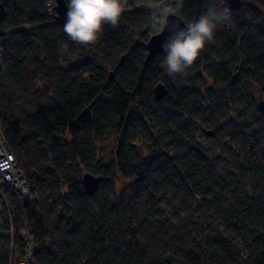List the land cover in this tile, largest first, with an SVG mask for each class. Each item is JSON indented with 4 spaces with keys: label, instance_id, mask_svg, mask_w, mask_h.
<instances>
[{
    "label": "trees",
    "instance_id": "1",
    "mask_svg": "<svg viewBox=\"0 0 264 264\" xmlns=\"http://www.w3.org/2000/svg\"><path fill=\"white\" fill-rule=\"evenodd\" d=\"M54 5L0 0V127L30 190L0 172V264L22 231L31 264H264V0H185L150 59L141 0L88 46ZM213 5L230 19L170 76L163 46Z\"/></svg>",
    "mask_w": 264,
    "mask_h": 264
},
{
    "label": "clouds",
    "instance_id": "2",
    "mask_svg": "<svg viewBox=\"0 0 264 264\" xmlns=\"http://www.w3.org/2000/svg\"><path fill=\"white\" fill-rule=\"evenodd\" d=\"M128 0H67L64 33L75 43L95 44L105 24L117 27ZM150 15L148 26L154 32L163 30L169 16L181 14L185 0H141ZM230 19L227 8L213 5L168 38L163 46L164 67L171 76L190 68L206 44L215 37L219 26Z\"/></svg>",
    "mask_w": 264,
    "mask_h": 264
},
{
    "label": "built area",
    "instance_id": "3",
    "mask_svg": "<svg viewBox=\"0 0 264 264\" xmlns=\"http://www.w3.org/2000/svg\"><path fill=\"white\" fill-rule=\"evenodd\" d=\"M0 172L2 173V179L6 183H10L11 186L23 195H28L30 193L29 185L26 183V179H24L23 173L20 168L17 166L16 158L14 157L10 147L6 144L5 137L1 132L0 127ZM7 210V202L4 199L3 192L0 188V223L3 219V213ZM8 233V232H7ZM23 236L25 237V241L27 243V251L20 262V264H31L32 258L30 250V242L31 239L26 231H22ZM5 236L10 238V248L13 246V236H12V226L9 230V233L6 234L5 231L1 230L0 227V237Z\"/></svg>",
    "mask_w": 264,
    "mask_h": 264
},
{
    "label": "water",
    "instance_id": "4",
    "mask_svg": "<svg viewBox=\"0 0 264 264\" xmlns=\"http://www.w3.org/2000/svg\"><path fill=\"white\" fill-rule=\"evenodd\" d=\"M54 1H55L54 8L56 11L55 19H57L63 27L65 23V14L67 11L66 1L65 0H54ZM227 2L229 3L231 7L238 8L241 0H227ZM163 38H164L163 31L153 33L149 36V40L146 43V49H147L146 59H150V57L156 55L161 50ZM164 92H165V87L163 84L160 83L155 86L154 94L157 99L162 98L164 95ZM259 108L260 110L264 112V102L263 101L259 102ZM210 134L211 132H207V135H210ZM82 176H83L82 178L83 188H85L87 193H92L100 177L97 178L95 176H92L89 173H85Z\"/></svg>",
    "mask_w": 264,
    "mask_h": 264
},
{
    "label": "rangeland",
    "instance_id": "5",
    "mask_svg": "<svg viewBox=\"0 0 264 264\" xmlns=\"http://www.w3.org/2000/svg\"><path fill=\"white\" fill-rule=\"evenodd\" d=\"M72 58H74V57H72Z\"/></svg>",
    "mask_w": 264,
    "mask_h": 264
}]
</instances>
